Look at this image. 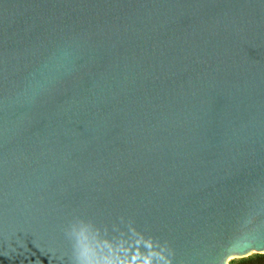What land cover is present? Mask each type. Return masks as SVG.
<instances>
[{
    "label": "water",
    "instance_id": "1",
    "mask_svg": "<svg viewBox=\"0 0 264 264\" xmlns=\"http://www.w3.org/2000/svg\"><path fill=\"white\" fill-rule=\"evenodd\" d=\"M137 228L264 257V0H0V264Z\"/></svg>",
    "mask_w": 264,
    "mask_h": 264
},
{
    "label": "clouds",
    "instance_id": "2",
    "mask_svg": "<svg viewBox=\"0 0 264 264\" xmlns=\"http://www.w3.org/2000/svg\"><path fill=\"white\" fill-rule=\"evenodd\" d=\"M135 231L137 233L135 237H118L122 242L121 247L125 249L124 254H108L102 260L97 259L95 249L77 234L75 240L70 242L71 251L67 253L69 262L70 264H172V254L166 256L162 249L153 247L158 243L157 239L138 228ZM246 238L248 237L240 235L233 239L218 257V264H227L229 255L242 251L243 249L237 248L236 245ZM49 251L53 250L49 249Z\"/></svg>",
    "mask_w": 264,
    "mask_h": 264
},
{
    "label": "trees",
    "instance_id": "3",
    "mask_svg": "<svg viewBox=\"0 0 264 264\" xmlns=\"http://www.w3.org/2000/svg\"><path fill=\"white\" fill-rule=\"evenodd\" d=\"M240 264H264V257L261 259L254 257H247L239 260Z\"/></svg>",
    "mask_w": 264,
    "mask_h": 264
},
{
    "label": "rangeland",
    "instance_id": "4",
    "mask_svg": "<svg viewBox=\"0 0 264 264\" xmlns=\"http://www.w3.org/2000/svg\"><path fill=\"white\" fill-rule=\"evenodd\" d=\"M246 258H247V257H246ZM242 259H244V258H242ZM239 260H240V259H239ZM239 260L232 261V262H230V264H240Z\"/></svg>",
    "mask_w": 264,
    "mask_h": 264
}]
</instances>
